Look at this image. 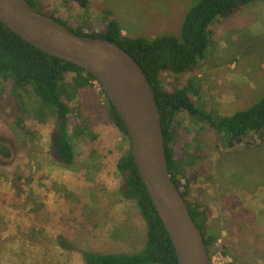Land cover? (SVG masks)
<instances>
[{
    "label": "rangeland",
    "instance_id": "374dc122",
    "mask_svg": "<svg viewBox=\"0 0 264 264\" xmlns=\"http://www.w3.org/2000/svg\"><path fill=\"white\" fill-rule=\"evenodd\" d=\"M42 2L47 12L72 29H100L103 11L111 10L126 29L124 34L154 39L180 36L185 16L198 0H91L89 8L74 0ZM41 5L36 4L38 11ZM214 41L200 69L208 89L202 101L222 114L247 109L264 88V0L221 20ZM100 92V85L93 83L79 98L82 115L102 143L97 167L90 165L88 171L86 152L91 144L78 147V164L73 168L53 154L54 121H27L39 132L38 141L28 144L13 119L0 120V142L12 152L10 159L0 162V171L10 174L17 169L23 177L15 186L17 177L0 173V191L17 201L0 202V264H85L84 252L133 253L143 248L147 224L134 201H121L116 194L123 182L116 163L131 146L114 127ZM202 138L203 158L194 171L197 178L189 199L211 210L209 231L219 235L220 242L232 241L237 264H264V143L230 153L215 149L212 134ZM40 203L53 216V228L41 230L33 241L22 234L28 231L24 213ZM212 261L228 264L232 257L218 251Z\"/></svg>",
    "mask_w": 264,
    "mask_h": 264
},
{
    "label": "trees",
    "instance_id": "16d2710c",
    "mask_svg": "<svg viewBox=\"0 0 264 264\" xmlns=\"http://www.w3.org/2000/svg\"><path fill=\"white\" fill-rule=\"evenodd\" d=\"M74 1L84 8L91 6V0ZM255 1L198 0L186 14L180 36L166 35L151 39L124 34L126 29L122 28L111 10L103 11L100 29H72L55 13L47 12L46 3L42 0H29L34 7L40 2V13L55 18L74 33L117 43L139 63L157 98L173 181L203 233L211 259L214 253L221 251L232 257V262L228 264H237L236 246L230 239L225 238L220 242L219 235L210 233L211 210L189 199L192 184L197 178L194 171L202 161V136L207 133L214 136L216 150L230 153L257 148L264 143V88L247 109L222 114L217 108L210 107L209 102L202 101L208 89L199 75L207 59V51L215 44L217 25L223 19L240 15ZM184 76L189 77L185 80ZM94 82L98 81L84 69L39 50L0 20V120L13 119L16 130L28 144L38 141L39 132L27 121L33 119L40 124L54 121L52 151L69 168L77 166V149L84 142L91 144V149L86 152L90 164H86L85 170L88 171L90 165L96 168L94 163L100 159V137L91 130L79 108L82 92L92 89ZM100 93L106 98L114 127L132 146L124 121L102 87ZM84 134L88 135L87 139L83 138L85 141L81 142ZM10 155L11 149L0 142V162L10 159ZM116 168L123 179L116 194L121 201H134L137 204L147 224L146 241L140 251L133 253L84 252L85 264H179L169 233L139 175L131 148L118 159ZM14 170L10 174L6 169L1 170L3 175L0 173L2 176L17 177L14 181L16 186L23 177L19 170ZM18 185L16 188L20 190ZM2 199L7 204L17 203L0 191V202ZM33 208L24 213L28 231L22 234L35 241L41 230L53 228L50 222L53 216L44 204ZM86 220L84 218V222ZM56 242L66 248L62 239Z\"/></svg>",
    "mask_w": 264,
    "mask_h": 264
},
{
    "label": "water",
    "instance_id": "95a60500",
    "mask_svg": "<svg viewBox=\"0 0 264 264\" xmlns=\"http://www.w3.org/2000/svg\"><path fill=\"white\" fill-rule=\"evenodd\" d=\"M0 20L34 47L95 77L126 125L139 175L179 264H213L203 233L173 181L157 98L139 63L117 43L74 33L29 0H0Z\"/></svg>",
    "mask_w": 264,
    "mask_h": 264
},
{
    "label": "built area",
    "instance_id": "2783aa9c",
    "mask_svg": "<svg viewBox=\"0 0 264 264\" xmlns=\"http://www.w3.org/2000/svg\"><path fill=\"white\" fill-rule=\"evenodd\" d=\"M94 83H98V82H94Z\"/></svg>",
    "mask_w": 264,
    "mask_h": 264
}]
</instances>
